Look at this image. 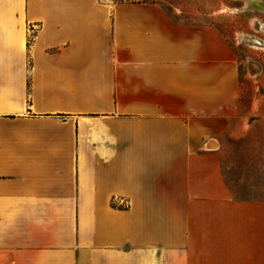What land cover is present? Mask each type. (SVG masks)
<instances>
[{
  "label": "crops",
  "instance_id": "0c3cea01",
  "mask_svg": "<svg viewBox=\"0 0 264 264\" xmlns=\"http://www.w3.org/2000/svg\"><path fill=\"white\" fill-rule=\"evenodd\" d=\"M240 93L217 28L158 2L0 0V264H264L222 164Z\"/></svg>",
  "mask_w": 264,
  "mask_h": 264
},
{
  "label": "rangeland",
  "instance_id": "374dc122",
  "mask_svg": "<svg viewBox=\"0 0 264 264\" xmlns=\"http://www.w3.org/2000/svg\"><path fill=\"white\" fill-rule=\"evenodd\" d=\"M112 1L158 2L175 20L214 26L233 47L248 126L224 146L223 171L235 197L264 201V0Z\"/></svg>",
  "mask_w": 264,
  "mask_h": 264
},
{
  "label": "trees",
  "instance_id": "16d2710c",
  "mask_svg": "<svg viewBox=\"0 0 264 264\" xmlns=\"http://www.w3.org/2000/svg\"><path fill=\"white\" fill-rule=\"evenodd\" d=\"M113 206H114V204H113Z\"/></svg>",
  "mask_w": 264,
  "mask_h": 264
}]
</instances>
